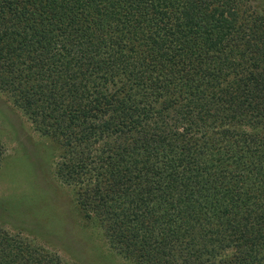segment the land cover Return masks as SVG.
I'll list each match as a JSON object with an SVG mask.
<instances>
[{"label":"trees","instance_id":"obj_1","mask_svg":"<svg viewBox=\"0 0 264 264\" xmlns=\"http://www.w3.org/2000/svg\"><path fill=\"white\" fill-rule=\"evenodd\" d=\"M255 1L0 0V98L121 257L264 264ZM0 264L64 263L0 226Z\"/></svg>","mask_w":264,"mask_h":264},{"label":"rangeland","instance_id":"obj_2","mask_svg":"<svg viewBox=\"0 0 264 264\" xmlns=\"http://www.w3.org/2000/svg\"><path fill=\"white\" fill-rule=\"evenodd\" d=\"M0 99V226L64 264H136L110 249L93 214L76 208V187L54 174V143Z\"/></svg>","mask_w":264,"mask_h":264}]
</instances>
